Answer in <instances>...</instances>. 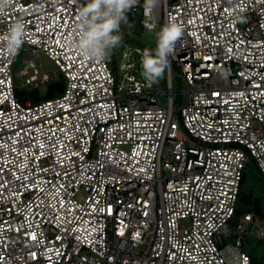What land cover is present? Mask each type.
Instances as JSON below:
<instances>
[{"label":"built area","instance_id":"1","mask_svg":"<svg viewBox=\"0 0 264 264\" xmlns=\"http://www.w3.org/2000/svg\"><path fill=\"white\" fill-rule=\"evenodd\" d=\"M86 2L12 0L0 15V264H253L242 241L264 227L236 203L246 165L264 179V0H138L127 14L143 32L182 30L163 90L141 75L148 47L82 55ZM21 51L33 78L52 61L60 94L17 99Z\"/></svg>","mask_w":264,"mask_h":264},{"label":"clouds","instance_id":"2","mask_svg":"<svg viewBox=\"0 0 264 264\" xmlns=\"http://www.w3.org/2000/svg\"><path fill=\"white\" fill-rule=\"evenodd\" d=\"M12 0H0V15ZM138 0H87L79 11V22L75 47L85 57L100 61L111 58L113 51L123 42L121 25L128 26L127 13ZM159 0H144L146 11L152 12ZM25 24L22 19L8 25L6 47L10 53H17L22 45ZM181 28L175 23L165 24L156 32V48H145L141 52V75L149 84L158 83L167 57L174 52L176 41L181 36ZM19 72H17L18 75Z\"/></svg>","mask_w":264,"mask_h":264},{"label":"rangeland","instance_id":"3","mask_svg":"<svg viewBox=\"0 0 264 264\" xmlns=\"http://www.w3.org/2000/svg\"><path fill=\"white\" fill-rule=\"evenodd\" d=\"M123 34V42L117 47L111 57L117 60L120 57V49L129 47L131 50L135 47H148L149 49L156 48V38L149 32H143L138 26L128 23V26L121 25ZM25 51L19 52L13 64V72L21 71V76L17 75L14 78L16 86V96L20 100L28 101L29 103H36L38 101L48 98L46 93L50 86L54 88L63 89V77L57 71L52 61L41 55L40 63L34 62L37 69L41 72L36 75V79L29 81L34 76V70L26 66L23 61ZM47 74L48 79H43ZM33 76V77H32ZM160 89H164L163 78L160 77ZM55 85L57 87H55ZM177 82H173V89L178 90ZM53 95V94H52ZM242 182L239 188V198L236 203L237 214L252 213L254 216L253 222L264 227V179L257 175L252 164H248L242 170ZM240 212V213H239ZM240 223L236 220L234 224ZM230 243V238L224 239V244ZM241 249L252 260L253 264L264 261V237L260 240L247 236L243 238Z\"/></svg>","mask_w":264,"mask_h":264},{"label":"trees","instance_id":"4","mask_svg":"<svg viewBox=\"0 0 264 264\" xmlns=\"http://www.w3.org/2000/svg\"><path fill=\"white\" fill-rule=\"evenodd\" d=\"M127 16H128V22L130 23V24H134V25H136V23H135V20H134V18H135V16L134 15H130V14H127ZM137 26V25H136ZM64 84V83H63ZM64 86V85H63ZM55 87H57L56 85H55ZM63 88V87H62ZM62 90L63 89H61V88H54V86H50L49 87V90H48V92L46 93V96L48 97V98H46V99H49V98H51V97H54V96H56V95H58V94H60L61 92H62ZM53 94V95H52ZM15 96H16V90H15ZM17 97V96H16ZM17 99L19 100V101H21V102H25L24 100L22 101V100H20L18 97H17ZM45 100V99H44ZM42 101V100H41ZM38 102H40V101H38ZM38 102H36V103H38ZM32 104H34V103H32ZM257 173V172H256ZM257 175H259L258 173H257ZM260 177V176H259ZM241 182H242V180H241ZM240 185H241V183H240ZM239 188H240V186H239ZM238 198H239V192H238ZM237 198V199H238ZM237 211V210H236ZM238 212V211H237ZM240 213V212H239ZM241 214V213H240ZM253 218H254V216H253Z\"/></svg>","mask_w":264,"mask_h":264},{"label":"bare ground","instance_id":"5","mask_svg":"<svg viewBox=\"0 0 264 264\" xmlns=\"http://www.w3.org/2000/svg\"><path fill=\"white\" fill-rule=\"evenodd\" d=\"M19 74V73H18ZM36 78H33L32 80H35Z\"/></svg>","mask_w":264,"mask_h":264},{"label":"water","instance_id":"6","mask_svg":"<svg viewBox=\"0 0 264 264\" xmlns=\"http://www.w3.org/2000/svg\"><path fill=\"white\" fill-rule=\"evenodd\" d=\"M15 74H17V73H15Z\"/></svg>","mask_w":264,"mask_h":264}]
</instances>
